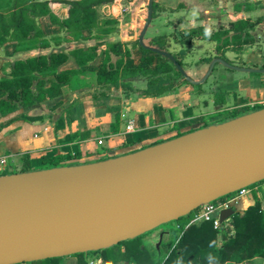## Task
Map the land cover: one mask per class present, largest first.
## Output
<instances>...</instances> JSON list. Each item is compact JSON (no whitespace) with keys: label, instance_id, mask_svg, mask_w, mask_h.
Masks as SVG:
<instances>
[{"label":"water","instance_id":"95a60500","mask_svg":"<svg viewBox=\"0 0 264 264\" xmlns=\"http://www.w3.org/2000/svg\"><path fill=\"white\" fill-rule=\"evenodd\" d=\"M148 19L139 42L152 20ZM154 51L172 58L165 51ZM217 63L249 73L221 58ZM264 181V108L94 163L0 176V264L97 252ZM232 208L220 212L226 222ZM162 238V235H161Z\"/></svg>","mask_w":264,"mask_h":264},{"label":"trees","instance_id":"16d2710c","mask_svg":"<svg viewBox=\"0 0 264 264\" xmlns=\"http://www.w3.org/2000/svg\"><path fill=\"white\" fill-rule=\"evenodd\" d=\"M115 1L0 0V3L6 5L12 3L10 11H0V46L12 44L16 57L12 63H6L0 68V117L63 96L65 88L71 86L76 76L98 59L100 64L95 72L96 85L105 89L122 87L126 95L132 90L127 80L137 76L147 78L142 95L151 97L164 95L188 82L180 70L183 57L167 52L165 38H153L148 47L142 46L139 41L121 43L107 39L111 32L108 26L116 22H102L98 8ZM57 6H63L66 10L64 17L55 13L54 8ZM157 8L158 3L153 1L152 18ZM247 10L251 13L253 9ZM263 23L264 14L255 20L247 16L230 21L216 31H207L204 27L186 28L182 32L181 42L188 39L214 42L216 54L226 61L227 52L240 53L254 44L250 32ZM44 24L59 28V33L48 35L43 28ZM65 43L72 46L66 50L58 49ZM102 44L105 45L104 50L101 49ZM120 46H124L123 52ZM135 49L143 57L136 65L129 66L125 60L132 56ZM153 49L165 51L172 58ZM113 57L117 60L113 61ZM215 96L219 98L217 103H224L223 94ZM255 109L261 108L254 107L250 111ZM239 114L234 111L228 118H236ZM186 133H178L175 137ZM79 158V155L57 154L44 159L36 167L29 154H22L20 172L80 165L76 162ZM236 194L211 204L226 203ZM199 212L200 209L176 221L179 234L168 242H162L159 248H151L144 242V237L148 235L146 233L101 251L75 255L78 264H88L85 255L100 258L101 264H226L242 263L257 257L264 259V210L257 195L254 196L253 205L243 214L235 212L228 222L223 223L221 229H216L213 221L189 224ZM62 260L63 257L51 258L29 264H61Z\"/></svg>","mask_w":264,"mask_h":264},{"label":"crops","instance_id":"0c3cea01","mask_svg":"<svg viewBox=\"0 0 264 264\" xmlns=\"http://www.w3.org/2000/svg\"><path fill=\"white\" fill-rule=\"evenodd\" d=\"M127 1L133 4V0ZM256 1H261L264 5V0ZM61 7L63 12L59 15L56 10ZM112 9L113 11L118 10L114 4ZM54 11L61 17L66 14L63 6L55 7ZM205 13L203 19H167L164 24L171 31L166 35H155V37L165 38V48L172 44L179 47L174 55L179 54L183 57L182 69L186 74L189 73V67L185 63L186 53L189 49L199 46V41L208 40L188 39L182 43V38H175L172 36L173 33L183 32L186 28L193 27H204L207 31H216L218 29L215 26L218 28L226 26L225 24L230 21L243 19L247 16L253 20L256 19L253 11L246 12L247 15L241 9H238L237 13L231 11L230 1L225 3V1L219 0L214 13L210 14L209 11H205ZM186 23L189 25L185 26ZM43 28L48 35L59 33V28L49 24H44ZM250 34L254 38V44L247 46L240 53L232 51L231 53L238 60L243 61L244 67L263 70V72L240 71L247 77L243 76L239 79L232 78L225 72L218 73L212 82L214 88L209 93L214 106L213 110H210L208 101L200 103L201 99L199 98L192 100L193 94L198 92L201 96L206 93L201 87L202 84L186 82L177 89L158 97L142 95V91L147 85L144 76L127 80L132 86L128 95L124 93L122 87L100 88L96 85L95 79L92 78L93 82L89 80L90 74L95 75L100 64V59H98L76 76L71 86L65 88L63 96L0 117V155L10 157L13 163L14 160H20V155L29 154L34 166L40 165L44 159L57 154L79 155L77 163L80 164L94 163L173 139L178 133H188L204 126L218 124L220 120L228 117L234 111L240 112L239 116L251 112L252 108H248L251 105L250 102L264 99V49L259 47L260 42L264 43V23L257 25ZM139 39L135 33L128 35L126 31H123L120 42L131 43L139 41ZM152 39L143 41L144 47H148ZM0 48H2L0 51L4 53L3 56L5 55V57L0 56L2 59L5 58L0 62L1 68L6 63H12L16 57L12 44L0 46ZM101 49H105L104 44L101 45ZM120 50L123 52L124 46H120ZM243 56L246 58L243 59ZM142 57L139 50L135 49L132 51V56L126 58L125 61L129 66H134ZM215 57L217 59L220 55L216 54L214 46L212 54L203 56L192 63L190 69L193 70V81H200L210 65L209 61ZM112 59L113 61L117 60L116 57ZM143 79L146 81L145 86L138 85ZM242 92L246 93L245 96H242ZM218 93L223 94L224 103H217L219 98L215 95ZM200 105L203 106V110H200V114H195V108L199 106L200 109ZM127 120L134 121L135 129L131 133L126 131ZM12 167L13 165H11ZM20 169L21 162L18 173ZM255 195L261 200L264 210L263 182L257 184L253 189H246L243 194L237 193L231 197L228 200V207L232 208L234 213L243 214L249 206L253 205ZM84 257L88 264H101L102 262L100 258H91L87 255ZM61 264H78V257H63ZM226 264H264V259L257 257L242 263L228 262Z\"/></svg>","mask_w":264,"mask_h":264},{"label":"rangeland","instance_id":"374dc122","mask_svg":"<svg viewBox=\"0 0 264 264\" xmlns=\"http://www.w3.org/2000/svg\"><path fill=\"white\" fill-rule=\"evenodd\" d=\"M25 2L29 1H44V0H23ZM148 1L149 0H133V4H130V1L127 0H116L114 6L117 7L118 10L112 9L113 4H108L107 6L99 7L98 8V14L99 19L104 22L106 20H113L116 23L112 26H108L109 29H111V32L108 34L107 39L109 41H115L120 42L121 36L123 34V31H126L128 35H131L135 33V36L140 38V35L146 25L147 19H148ZM158 3V8L156 11L155 16L151 20V26H149L148 31L146 35H144L143 41L147 39H152L155 37V35H166L168 34L170 29L168 30V27L164 24L167 19L170 20H179V19H203L205 16V11H209L210 14L215 12L216 4L219 0H154ZM225 1V3H228V1L231 2V11L234 13L238 11V9H241L246 12H248V8H252L253 15H255V18L257 19L262 14H264V5L261 1L256 0H220ZM12 3L6 5L5 3H0V11L8 12L11 10ZM63 8L61 7L59 10H56L59 15L62 14ZM124 9H127V11H124ZM117 17V18H116ZM189 23H186L185 26H188ZM225 25H228L226 23ZM133 27V28H132ZM216 29H218V26H215ZM124 36V35H123ZM172 36H175V38L179 39L183 37L182 32H175L172 34ZM260 39V38H259ZM257 41V40H256ZM259 41V40H258ZM72 45L65 43L62 46L58 47V49L66 50L68 47ZM215 43L214 42H208V41H199V46L189 49V51L186 53L185 56V63L189 67V73L186 75L190 80L193 81V70L190 69L193 62L198 61L199 58L210 55L213 53ZM259 47H263L264 49V43L260 42ZM2 48H0L1 50ZM179 50V47H175L174 44L167 45L166 50L168 52H171L175 54ZM3 52L0 51V56H3ZM5 57V55L3 56ZM220 58V57H218ZM246 56H243V59H245ZM5 58H0V62H2ZM216 59V57H215ZM226 62L230 65H233L238 68H248L244 67L243 61L240 59L238 60L237 57L234 56L231 51L227 52L225 54ZM214 60V59H213ZM212 60V61H213ZM212 63V62H211ZM210 63V65H211ZM209 65V67H210ZM205 72V74L200 78V81H202L208 70ZM225 72L227 75H230L232 78H242L244 74L237 70H231L227 66L217 63L215 66V69L213 73L209 76L206 83H203L201 85L202 89L204 90V95L201 96L200 93H195L192 95L193 99L195 100L197 98L201 99L200 103H203V101L209 102L210 110H213L214 106L212 104V99L209 93L211 92V89L214 87L212 86V82L215 79V76L220 73ZM91 78H89L90 82H93L92 78L95 79L94 74H90ZM90 77V76H89ZM247 77V76H244ZM147 80V78H146ZM199 81V82H200ZM145 86L146 81L143 79L141 80L138 85ZM93 87V86H92ZM94 88V87H93ZM94 91V90H93ZM95 93H97V90H95ZM246 93L242 92V96H245ZM198 95V96H197ZM196 97V98H195ZM264 101V99L251 101V104H258L259 102ZM199 107V106H198ZM196 107L195 108V114H200V112L203 110V106L200 105V109ZM201 110V111H200ZM257 110V109H255ZM251 110V111H255ZM227 120H230L228 117L223 118V120H220L219 123L225 122ZM210 126V125H209ZM77 162V161H76ZM19 163L20 160H14L11 165L13 167L11 168L10 173H18L19 171ZM39 166V165H38ZM37 167V166H36ZM251 189V188H249ZM204 212V208L200 209L199 214ZM193 218L190 220L189 224L192 223ZM168 234H164V233ZM164 234V235H163ZM179 234V229L177 222H171L164 225H161L154 231H151L148 233L147 236L144 237V242L151 248H159L161 246L162 242H168L173 236ZM162 235V238H161ZM222 239L219 238V243L221 244Z\"/></svg>","mask_w":264,"mask_h":264},{"label":"built area","instance_id":"2783aa9c","mask_svg":"<svg viewBox=\"0 0 264 264\" xmlns=\"http://www.w3.org/2000/svg\"><path fill=\"white\" fill-rule=\"evenodd\" d=\"M252 107L264 108V101L259 102L258 104H253ZM135 129L134 121L127 120L126 131L128 133L133 132ZM11 159L6 155H0V176L8 175L11 172ZM246 190V189H245ZM245 190L239 191L238 193L243 194ZM204 208V212L197 214L191 224L199 225L205 221H213L214 227L216 229H221L223 223L220 221V212L224 209L229 208L228 202L218 205H213L211 203L203 205L200 209ZM229 220V219H228ZM226 223V222H224Z\"/></svg>","mask_w":264,"mask_h":264},{"label":"flooded vegetation","instance_id":"af4514ba","mask_svg":"<svg viewBox=\"0 0 264 264\" xmlns=\"http://www.w3.org/2000/svg\"><path fill=\"white\" fill-rule=\"evenodd\" d=\"M252 105H253V104L249 105L248 108H253ZM232 114H233V112H231V113L229 114V116H231Z\"/></svg>","mask_w":264,"mask_h":264}]
</instances>
